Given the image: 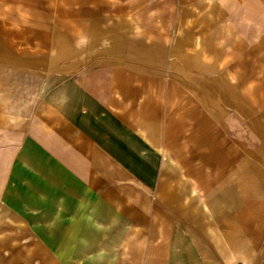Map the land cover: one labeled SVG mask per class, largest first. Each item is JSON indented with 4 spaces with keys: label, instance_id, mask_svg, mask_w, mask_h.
<instances>
[{
    "label": "crops",
    "instance_id": "obj_1",
    "mask_svg": "<svg viewBox=\"0 0 264 264\" xmlns=\"http://www.w3.org/2000/svg\"><path fill=\"white\" fill-rule=\"evenodd\" d=\"M0 264H264V0H0Z\"/></svg>",
    "mask_w": 264,
    "mask_h": 264
}]
</instances>
